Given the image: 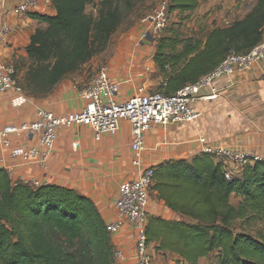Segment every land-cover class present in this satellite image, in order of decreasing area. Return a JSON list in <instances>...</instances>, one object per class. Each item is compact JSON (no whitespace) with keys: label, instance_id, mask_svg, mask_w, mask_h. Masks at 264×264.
<instances>
[{"label":"trees","instance_id":"1","mask_svg":"<svg viewBox=\"0 0 264 264\" xmlns=\"http://www.w3.org/2000/svg\"><path fill=\"white\" fill-rule=\"evenodd\" d=\"M94 5V14L86 9ZM53 15L31 13L44 28L26 47L28 65L19 85L31 97L47 96L65 77L104 53L133 11L135 0H50ZM200 0H168V13L192 14ZM264 34V0L240 19L213 27L202 39L178 35L158 40L153 63L172 95L216 69L227 56L243 54ZM17 77V74H16ZM151 194L179 220L148 216L144 234L155 254L178 264L215 255L217 264H264V236L235 232L234 225L264 223V164H247L230 179L223 162L199 153L154 168ZM236 198V204L231 199ZM112 235L94 202L54 184L12 181L0 168V264H117Z\"/></svg>","mask_w":264,"mask_h":264},{"label":"crops","instance_id":"2","mask_svg":"<svg viewBox=\"0 0 264 264\" xmlns=\"http://www.w3.org/2000/svg\"><path fill=\"white\" fill-rule=\"evenodd\" d=\"M35 1L33 9L20 13L17 8L22 0H0V62L16 70L20 84L28 65L26 47L29 39L37 29L45 27L31 19L29 14H54L50 0ZM112 49L108 64L102 68L109 69L110 74L120 82L119 101L126 100L139 89L151 92L150 87L162 82L152 58H145L140 41L126 38L125 41L114 44ZM97 61L96 57L93 58L80 70L62 79L45 97L34 98L24 91L20 94L14 91L0 92V129L31 122L38 109L57 116L79 112L84 105L81 91L94 76ZM149 70L156 72L158 78L153 79ZM262 76L264 64L230 78L224 77L218 82L223 90L220 97L201 100L195 105L199 113L196 121L152 127L144 135V166L154 168L168 161H189L201 153L200 139L213 146L240 151L249 158L264 157V140L258 136V128L251 122L258 110L254 92L263 85L264 79H259ZM131 140V128L126 121L120 123L117 135H104L99 141L95 140L93 131L88 127L64 128L58 132L51 157L46 164H23L19 159L12 158L8 151L0 149V160L3 162L0 168L14 182H29L34 186L54 184L76 190L90 198L104 222L110 224L117 219L113 202L120 185L124 181L134 180L138 175L131 163ZM10 141L14 147L36 145L35 138L12 136ZM154 199L149 204L148 216L181 219V216L169 211L161 201L155 197ZM111 239L115 252L121 254L120 263L134 264L133 230L124 224ZM151 250L158 258V263L165 256L177 260L174 255L155 254L152 248Z\"/></svg>","mask_w":264,"mask_h":264},{"label":"built area","instance_id":"3","mask_svg":"<svg viewBox=\"0 0 264 264\" xmlns=\"http://www.w3.org/2000/svg\"><path fill=\"white\" fill-rule=\"evenodd\" d=\"M35 5V0H22L17 9L20 13H26ZM149 24L150 30L156 33L159 25L154 19H151ZM259 64H264V34L261 41L248 52L227 56L211 73L201 77L194 84L184 86L172 95L139 89L124 101L118 100L121 92L120 82L110 74L109 69L102 68L82 89L84 105L79 112L57 116L52 112L38 109L31 122L0 129V149L8 151L12 158L19 159L23 164L44 165L51 157L60 130L85 126L93 131L95 140L99 141L104 135H117L120 123L128 122L132 135L131 163L138 171V175L134 180L124 181L120 185L117 198L113 202L117 219L107 224V230L113 236L124 224H127L135 236L134 264H152L144 229L150 204L153 170L144 166V135L155 126L167 127L193 123L199 117L195 108L197 102L214 100L222 95L223 90L218 86L222 78H230L235 74L250 71ZM8 91L20 94L23 89L17 81L16 70L0 62V92ZM12 136L35 138L36 145L14 147L10 141ZM199 144L201 153L222 160L227 179L247 164L254 162L264 164V157L249 158L240 151L213 146L203 139L199 140ZM74 146L76 147V144ZM2 166L3 162L0 160V167ZM114 259L117 264H122L120 252H115Z\"/></svg>","mask_w":264,"mask_h":264},{"label":"rangeland","instance_id":"4","mask_svg":"<svg viewBox=\"0 0 264 264\" xmlns=\"http://www.w3.org/2000/svg\"><path fill=\"white\" fill-rule=\"evenodd\" d=\"M255 2L256 0H200L198 8L192 14L180 17L176 13H168V0H135L133 11L129 13L125 22L112 36L108 49L96 57L98 64L95 73L108 64L113 45L125 41L126 38H134L135 42L140 41L144 47L145 58L150 60L153 59L155 45L159 39L173 35H178L180 38L202 39L204 32L211 26H226L231 21L242 18ZM96 3L97 1L89 5L86 12L94 14ZM151 19H154L155 23L159 25L156 33L150 30L149 21ZM148 72L153 79L158 78L156 72L151 70ZM259 79H264V76ZM150 88L151 92H156L158 84L155 83ZM254 93L257 97L258 110L256 116L251 118V122L253 126H257L258 136L264 140V83L256 88ZM152 201L155 199L154 195L150 193V202ZM236 202V198L231 199L232 204L235 205ZM234 231L245 232L252 237L264 236V223L252 221L245 226L241 222H236ZM148 253L152 264H178L171 256H165L162 262L158 263V258L152 254L150 247H148ZM197 264H217V261L215 255H212L207 260L198 261Z\"/></svg>","mask_w":264,"mask_h":264}]
</instances>
